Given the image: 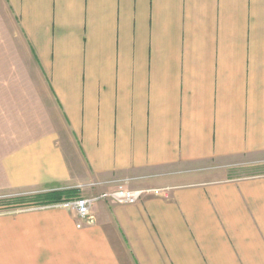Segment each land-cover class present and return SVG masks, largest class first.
I'll return each instance as SVG.
<instances>
[{"label": "crops", "instance_id": "obj_1", "mask_svg": "<svg viewBox=\"0 0 264 264\" xmlns=\"http://www.w3.org/2000/svg\"><path fill=\"white\" fill-rule=\"evenodd\" d=\"M0 26V197L167 189L0 216V264H264V0H0Z\"/></svg>", "mask_w": 264, "mask_h": 264}, {"label": "built area", "instance_id": "obj_2", "mask_svg": "<svg viewBox=\"0 0 264 264\" xmlns=\"http://www.w3.org/2000/svg\"><path fill=\"white\" fill-rule=\"evenodd\" d=\"M167 189L147 188V189H130L124 185H119L115 190L103 193L97 196L85 197L78 196L74 198H67L61 201H55L34 209L45 208H65L73 211L78 219L77 227L81 228L84 224L94 223V216L92 208L99 200H112L117 204L131 205L138 203L143 197L147 195L161 196L166 193Z\"/></svg>", "mask_w": 264, "mask_h": 264}, {"label": "rangeland", "instance_id": "obj_3", "mask_svg": "<svg viewBox=\"0 0 264 264\" xmlns=\"http://www.w3.org/2000/svg\"><path fill=\"white\" fill-rule=\"evenodd\" d=\"M0 41H1V38H0ZM0 82H6V80L2 78ZM245 174H264V164L255 166V168L248 170L247 172H245ZM34 196L36 195L30 194L29 192H22V193H17L13 195L1 196L0 197V216L1 217L2 216L5 217V215L14 216L15 214L20 213L22 211H30L36 207L46 205V203L32 201ZM15 201H19L21 203L19 202L16 203Z\"/></svg>", "mask_w": 264, "mask_h": 264}, {"label": "trees", "instance_id": "obj_4", "mask_svg": "<svg viewBox=\"0 0 264 264\" xmlns=\"http://www.w3.org/2000/svg\"><path fill=\"white\" fill-rule=\"evenodd\" d=\"M32 201H34V202H40V203L53 202L51 200H48V198L45 195H42V194L34 196ZM15 202L17 203L19 201H15ZM19 203H21V202H19Z\"/></svg>", "mask_w": 264, "mask_h": 264}]
</instances>
